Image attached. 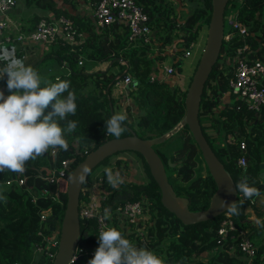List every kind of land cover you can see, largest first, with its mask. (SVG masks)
<instances>
[{
    "label": "trees",
    "instance_id": "16d2710c",
    "mask_svg": "<svg viewBox=\"0 0 264 264\" xmlns=\"http://www.w3.org/2000/svg\"><path fill=\"white\" fill-rule=\"evenodd\" d=\"M135 1L143 7L148 17H151L152 11H155L157 16L163 17L164 24L166 27L168 26V29L176 27L178 40L176 46L180 50L172 55L174 61L171 66L175 68V72L179 73L180 61L176 58L188 48L191 42L196 41L200 28L204 25L207 26L210 0H199V5L194 6L190 13L185 16L183 22L178 25H175V19L169 17L167 7H160L163 0ZM23 4L27 7L32 6L48 10L54 16L63 15L69 19L78 32L86 33L85 40L76 46L51 45L47 49L42 48L41 53L36 46L31 45L32 43L23 46L17 42L3 43L1 47V49H14L15 56L37 72L40 70L37 66L38 63L42 64L46 59H54L61 65L65 63L66 73L59 76L45 75L41 79V87L55 83L57 80H69L71 81L70 90H73L77 97L76 114L74 116L69 115L64 121H61L62 128H66L69 120L77 122L73 132H65V139L69 144L67 151L53 148L54 157L49 160L48 152L52 149L49 148L46 153L41 155L42 157L26 162V170L23 173L8 170L0 172V184L11 179L25 178V183L22 186L13 185L7 190H0V264H50L42 257H36L33 253V248L40 244V237L37 235L39 228V213L37 211L41 209L46 214L45 219L48 222L54 219V223H57L58 226L65 203L66 184L63 182L64 179L60 178L56 182L59 183V187L55 192L42 193L39 189L44 187L42 182L50 189H55L56 183L50 184L40 176L45 177L50 168L59 166L61 160L67 159L72 168L96 146L108 139L116 138L107 134L105 122L114 114L111 110L113 102L109 98L110 88L124 75H128L134 83L133 88L127 92V96L138 111V121L136 130L126 121L124 124L126 131L121 137L129 135V130H132L137 137L145 140L160 138L170 133L183 119L185 90L181 91L175 86L169 87L167 84L157 81L150 82L149 76L155 74L152 65L153 59L145 56V49L137 51L133 49V46H129L130 49L123 53L122 57L126 62L124 73L122 70L125 66L121 65V70L116 75H112L108 80L103 78L97 82H92V89L88 90L89 81L87 78L90 75L85 72L81 64H77V57L82 55L94 61L107 60L109 58V51L107 50H113L115 54L117 50H122L127 43V28L122 24H116L98 29L88 19L67 14L56 8L52 0H23ZM230 6L236 13V19L245 26L247 35L241 38L234 33L227 40H222L218 55L219 61L217 59L212 67L199 101L198 123L207 144L230 178L233 188L244 176H247L249 184L259 189L264 196V184H259L256 179L258 165L264 152V106H261L258 111L248 110L242 101L228 93L227 88V83L232 78V58L235 50L242 43L248 44L252 59L259 60L264 64V0H232ZM224 15H226L225 11ZM159 19L156 18L155 21L158 22ZM36 23L37 17H32L29 19L28 26L21 27V29H31ZM116 28H119V32L110 34L111 41L106 47L107 34ZM226 31L223 35H226L230 28ZM169 41V34L166 33L162 37V42L169 43ZM28 50L29 52H27ZM4 66L5 63L0 61V74L3 73ZM94 75L99 76L100 74L94 73ZM6 81L7 74L5 73L0 78V88L3 87L4 90H7V96L10 92L7 89ZM262 82L264 84V80ZM208 88L209 95L207 96L206 90ZM84 90L86 91L84 92ZM226 92L232 97L231 101L219 108L218 97ZM51 103H55V101ZM51 103L44 110L45 115L52 111ZM206 123L208 124L206 125ZM209 128L214 129L215 139L221 141L223 145L220 146L219 143L214 144L215 147L211 145L213 138H210L207 133ZM172 136L178 138L179 145L169 155L157 149L156 146L153 148L162 161L167 181L174 194L187 199L189 211L203 210L209 204V199L215 191V184L209 176L186 126L183 125L178 128L172 133ZM239 142H244L246 149V167L244 169L237 165V160L242 155L237 146ZM134 154L141 161L143 171L148 177L147 180L132 183L127 178V173L123 176L122 164L125 162L115 159L113 164L107 165L101 172L102 188L108 194V201L115 200L118 204L140 198H145L148 201V213L152 223L149 225L146 236L150 235L148 242L151 251L160 257L164 264H190L189 261L200 253L217 249L215 231L224 213L206 222L182 225L162 207L159 202V190L150 177L144 159L138 153ZM167 160L174 165L169 166ZM199 164L204 166V176L196 175ZM106 168H111L114 173L120 171L119 175L122 182L117 187H113L109 183L104 171ZM139 174L142 175L141 172ZM238 192L239 190H235V195ZM32 197L36 198L35 202H32ZM80 198L83 196L79 195ZM251 199L245 198L244 201L235 199L239 209L238 215L225 212L230 215L236 227H248L244 210L250 205ZM255 214L260 217L259 211H256ZM260 221L264 225V221L261 219ZM41 224L42 226L46 225L44 222ZM80 224L86 229L92 225L91 221ZM116 228L120 230L118 227ZM120 231L125 238L133 243L131 234H124L122 230ZM262 232H264V226L257 225V229L251 233L259 245L252 264H264V242L256 238ZM98 237V233L89 239L81 237L78 246L94 252L98 247ZM228 244L229 241L226 240L214 255L209 256L207 264H239L236 253H228ZM92 257L93 255L88 254L80 255L71 264H88V260ZM195 264L200 263L196 260Z\"/></svg>",
    "mask_w": 264,
    "mask_h": 264
},
{
    "label": "built area",
    "instance_id": "2783aa9c",
    "mask_svg": "<svg viewBox=\"0 0 264 264\" xmlns=\"http://www.w3.org/2000/svg\"><path fill=\"white\" fill-rule=\"evenodd\" d=\"M13 6L14 0H0V49L3 43L13 42H17L21 46L34 43L40 45L43 49H47L51 45L67 44L76 46L81 43L83 39L81 33L63 15L40 17L33 28L29 30L18 29L7 16V12ZM92 16L98 29L124 24L127 28L126 44L128 46H134L135 44L147 45L149 43L151 33L149 17L143 7L135 0H94ZM225 18L228 21L230 31L223 35L224 40H227L234 33L241 38L247 35L245 26L236 19L234 11L229 15H225ZM194 45L195 42L189 44L184 52L185 56L189 55ZM250 54L251 50L247 43H242L237 47L232 58V78L228 81L227 88L231 96L245 104L246 109L258 111L261 106H264V84L262 82L264 80V64L259 60L252 59ZM77 64H81L78 57ZM61 66L66 69L65 63ZM172 72L173 69L170 66L163 67L160 78L162 79ZM155 80H159L156 75L149 76L150 82ZM119 81L123 85H129L133 88L134 83L128 75H124ZM206 95H209V88L206 90ZM178 125L181 126L180 123ZM207 133L210 138L216 136L214 129L209 128ZM237 146L242 154L237 160V165L239 168L244 169L246 167L245 144L239 142ZM71 169L67 159L61 160L58 167L50 168L49 173L45 177L40 176V178L50 184L56 183L60 178L66 180ZM102 170L88 178L89 185L96 186L97 194L90 192L87 182L82 184L79 195L83 198L78 199L77 203L79 223L91 221L92 225L96 226V233L98 234L107 227H118L124 234L132 235L135 246L151 250L148 242L150 235L146 236L149 225L152 223L148 213V201L145 198L128 200L121 204L108 201V194L102 188ZM24 183V177L11 179L0 184V190H7L13 185L19 187ZM235 196L239 201L245 200L241 192H238ZM35 201L36 198L32 197V202ZM106 209L110 215L108 219H105ZM37 213H39L37 235L40 237V244L33 248V253L34 255L38 253L37 256L35 255L36 257L40 256L51 263L58 243L59 225L57 226L54 223V219L48 222L45 219L46 214L41 209ZM42 222L46 225L42 226ZM49 225H52V231L49 230ZM226 240L229 241L228 253L235 252L239 264H252L259 245L251 236L250 228L236 227L228 213H224L215 231L217 249ZM87 254L93 255L94 252L87 251L77 244L69 264L73 263L80 255Z\"/></svg>",
    "mask_w": 264,
    "mask_h": 264
},
{
    "label": "clouds",
    "instance_id": "9594fccd",
    "mask_svg": "<svg viewBox=\"0 0 264 264\" xmlns=\"http://www.w3.org/2000/svg\"><path fill=\"white\" fill-rule=\"evenodd\" d=\"M0 61L5 63L0 78L7 74L6 86L10 92L5 97L0 91V172L23 173L26 162L43 155L49 148L68 150L65 132H73L77 122L69 120L66 128H62L61 121L76 114L77 97L70 90L69 80H57L41 87L38 72L17 58L14 49H0ZM50 103L52 111L45 115L44 110ZM126 121V111L113 114L105 122L107 134L121 137L126 131ZM104 171L113 187L122 182L119 173H114L111 168ZM89 175L90 168L85 164L69 177V182L77 185L86 183ZM232 190H239L246 199L260 195L259 189L249 184L247 176ZM217 206L230 214H239L236 202L227 204L218 200ZM108 218L110 215L106 209L105 219ZM257 225L264 226L260 220H257ZM88 264H164V261L153 251L135 246L117 228L107 227L100 232L98 247Z\"/></svg>",
    "mask_w": 264,
    "mask_h": 264
},
{
    "label": "water",
    "instance_id": "95a60500",
    "mask_svg": "<svg viewBox=\"0 0 264 264\" xmlns=\"http://www.w3.org/2000/svg\"><path fill=\"white\" fill-rule=\"evenodd\" d=\"M229 0H210V13L203 47L197 63L193 69L183 98V119L181 126L185 125L196 145L201 160L215 184V191L209 199L207 208L200 211H189L187 199L176 196L172 191L166 177L164 166L153 146L160 138L145 140L137 137L132 130L124 137L108 139L89 151L75 164L66 178L65 203L59 221L58 243L54 258L50 264H69L75 246L81 240L86 228H83L77 217V203L82 184H72L69 177L79 171L81 166L87 164L90 171L108 156L118 152L131 151L138 153L144 159L150 177L159 190V202L163 208L171 213L182 225H192L209 221L227 210L217 206L218 200L227 204L235 202L236 196L232 190L233 185L212 149L207 144L198 123V106L203 92L204 84L215 65L223 40L224 11ZM169 166V160H167ZM264 158L258 168L263 169ZM260 174H264L261 172ZM49 230H53L49 225Z\"/></svg>",
    "mask_w": 264,
    "mask_h": 264
},
{
    "label": "crops",
    "instance_id": "0c3cea01",
    "mask_svg": "<svg viewBox=\"0 0 264 264\" xmlns=\"http://www.w3.org/2000/svg\"><path fill=\"white\" fill-rule=\"evenodd\" d=\"M16 1V5L13 6L8 12L7 16L11 20L12 24L15 25L18 29H21V27H27L29 19L32 17H37V20L40 17H47V16H54L52 15L48 10L40 9L38 7H27L23 4V0H14ZM55 4V7L58 9H61L67 14L71 15H76L79 17H83L85 19H88L93 26L94 24V19L92 16V4L94 0H52ZM175 1L172 2L174 4ZM177 3V2H176ZM183 1L178 2L177 7H174V10L176 12H186V9L184 7ZM15 4V3H14ZM163 4V3H162ZM161 4V5H162ZM166 4V3H165ZM164 4V6H165ZM196 6V5H195ZM161 9V8H160ZM159 9V10H160ZM153 15L149 17V24L151 27V33H150V40L149 44L147 45H140V44H135L133 46V49H136L137 51H140L141 49H145V56L153 59V69L155 70V74L159 80H155L158 83H165L169 87H177L181 91L185 90L188 84V81L191 77V74L193 72V68L198 60L200 51L202 48H200V42L201 40V34L200 31H198V36L195 41L194 47L190 50V53L188 56L184 55L185 50L182 51V54L176 58V60L180 61V71L179 73L175 72V68L171 66L172 62V55L177 51L180 50L176 46L178 43L177 40V32L176 29L174 30L173 27L169 31H167L165 28L164 24V19L162 16H157L155 11H152ZM178 14V13H177ZM170 17V16H169ZM156 18H160L158 22L155 21ZM171 18V17H170ZM172 19H175L176 24H181L183 20L179 21L178 16L176 17L172 16ZM124 26V24H122ZM168 27V26H167ZM29 30V29H25ZM96 30V29H95ZM119 28H116L115 30H110L109 33L107 34L106 37V47L108 46L109 42L111 41V36L110 34L112 33H118ZM83 39L81 43L85 40L86 38V33L80 32ZM168 33L170 37V41L168 42H162V37ZM29 45V44H28ZM31 45H34L38 48L39 53H41V46L38 44L32 43ZM129 46L125 44L123 46L122 50H117V52L114 54L113 50H107L109 51V58L107 60L103 61H94L92 59H87L85 56L79 55L78 59L81 61L82 67L85 69V72L88 73L90 76L87 78L89 83H88V90L92 89V82H97L101 79L108 80L112 75H116L120 70L121 67L125 66L123 68V71L126 70V62L123 60V53L127 51ZM29 52V50L27 51ZM48 61H55L54 59H46L45 63L43 62L42 64L39 62L38 67L41 69L45 65L48 67V73L47 75H52V76H59L60 74L57 73H50V70L52 66L48 64ZM112 64H114L112 66ZM122 65V66H121ZM170 66L173 69V72L164 77L160 78V74L162 73L163 67H168ZM63 68V67H62ZM66 73V69L63 68ZM94 73H99V76L94 75ZM154 73V72H153ZM115 79L117 78L116 76L114 77ZM91 81V82H90ZM153 82V81H152ZM115 84H117L115 86ZM112 85L110 88V99L112 100L113 104L111 106V109H115V107L118 109L119 112L126 111L127 112V121L128 123L132 124L134 122L137 123L138 121V111L136 108L133 106V103L131 99L127 96V92L132 89L129 85H123L119 80ZM118 87V88H117ZM86 88V90H87ZM1 89H4L1 87ZM84 90V92L86 91ZM115 94L121 95L122 97L115 96ZM108 98V99H109ZM231 98L228 93H223L221 96L218 97V103H219V108L222 107L224 104H227L228 102L231 101ZM114 112V111H113ZM131 119V120H130ZM133 128V127H132ZM219 145H223L222 142L218 141ZM124 153V152H123ZM51 154V158L53 159L54 157V149H50L48 156ZM126 154H128L126 152ZM123 155V154H119ZM264 158V152L262 154V159ZM137 164L136 162H133L132 165L135 166ZM261 172H264V167L263 169L257 170V177H260L258 179L259 184H264V180L261 178L264 176V174H260ZM139 173V171H138ZM142 176L143 173H142ZM147 179H143L142 182H145ZM92 188L89 187V190L92 194H97L96 186H91ZM264 196L260 193L259 196L252 197L250 200V205H248L245 210L244 214L246 217V223L248 224V228H250L251 233L253 230L257 229V220H263L264 221ZM259 211L260 217H258L255 212ZM257 239H261L262 242H264V232H262ZM217 249L214 250L213 253H210L211 255H214L216 253ZM209 255V256H211Z\"/></svg>",
    "mask_w": 264,
    "mask_h": 264
},
{
    "label": "rangeland",
    "instance_id": "374dc122",
    "mask_svg": "<svg viewBox=\"0 0 264 264\" xmlns=\"http://www.w3.org/2000/svg\"><path fill=\"white\" fill-rule=\"evenodd\" d=\"M175 1L174 4H172V2ZM185 2L184 3V7L186 9V12H176L174 10V7H177V3L178 2ZM140 2V1H139ZM177 2V3H176ZM228 5L225 9V14L226 15H229L230 13L233 12L232 10V7L230 6V4L232 3V0L228 1ZM14 6L17 4L16 1H14ZM141 3V2H140ZM166 3V4H165ZM164 4L165 6L167 7V10L169 11V16L172 18V16L176 17V15L178 16V20L181 21L185 18L186 15H188L190 13V11L193 9V7L195 5H199V0H192V1H189V0H163V4L160 6V7H164ZM178 13V14H177ZM167 31H169L170 29H168L167 27L165 28ZM176 28H174L175 30ZM229 29V24H228V21L227 19H223V33H225V31L227 30L228 31ZM200 34H201V42H200V48L203 47V44H204V40H205V35H206V31H207V26L204 25L200 28ZM226 31V32H227ZM150 43V42H149ZM148 43V44H149ZM218 59V58H217ZM219 61V59H218ZM45 63V62H44ZM48 64L50 66H52L51 70H50V73L54 74V73H57V74H65V70L62 68L61 64L56 62V61H48ZM48 66V65H47ZM46 65L41 68L38 72V74L40 75L41 79L47 75L46 73H48V67ZM1 72V70H0ZM117 84H115L116 86ZM118 88V87H117ZM0 91H3L5 97H6V93H7V90H4V89H1L0 88ZM115 96H118V97H122L121 95H118V94H115ZM112 110V109H111ZM114 111V114L116 113H120L118 111V109L115 107V109H113ZM131 120V119H130ZM206 122V121H205ZM131 126L133 127L134 130H136V122L132 123ZM181 126L177 125L170 133L168 134H165L160 140H158V143H156L154 146H156L157 149H160L163 153H165L166 155H169L170 152L177 148L178 145H179V140L178 138H176L175 136H172V133H174L178 128H180ZM174 137V138H173ZM173 138V139H172ZM165 139V141H164ZM213 140V141H212ZM211 140V145L213 147H215L214 144H218V141L213 138ZM49 153V152H48ZM128 154H126V152L124 151L123 152H118L116 154H114L113 156H108L106 157L104 160H102L100 163H98L96 166L93 167V169L90 171V175L88 176V178H90L91 176H94L96 173H98L100 170H102L103 168H105L107 165H110V164H113L114 162V159L115 157L117 158L116 160H122L124 162H128L127 165L125 164H122V171H123V176L125 175V173H127V178H129L131 180L132 183H140L142 182L143 179H147V175H146V172L143 171V168L141 166V161L139 160V158L134 154V153H131V152H127ZM119 154H123V155H119ZM39 157H42V156H39ZM38 157V158H39ZM37 158V159H38ZM48 159L50 160L51 159V154L48 156ZM49 162V161H48ZM133 162H136L137 164L132 165ZM46 169V168H45ZM45 169L43 170L45 172ZM139 170V172L143 173L144 176H142L141 174L137 173V171ZM48 172V171H47ZM117 173L120 174V171H118ZM44 175H46V173H44ZM196 175L197 176H204L205 175V170H204V166L203 165H198L197 166V169H196ZM120 176V175H119ZM88 178H87V185L92 188L89 183H88ZM260 177H257L256 176V179L258 180ZM263 180H264V176L261 177ZM128 180V181H130ZM63 182H65L66 184V180H63ZM43 186L44 187H40V191L43 192V193H51V192H55L58 187H59V183H56L55 184V189H50V188H47L48 186L42 182ZM53 190V191H51ZM29 192V191H28ZM55 194V193H54ZM113 202H116L115 200ZM57 225V223H56ZM96 233V226L95 225H91L89 227H87L86 229V232L85 234L82 236L84 239H89L92 235H94ZM214 252V249L211 251V252H202L200 253L198 256L194 257L193 259H191L189 261L190 264H195L196 260L199 261L200 264H207L208 263V258H209V255H211L210 253H213ZM36 256L38 255L35 254Z\"/></svg>",
    "mask_w": 264,
    "mask_h": 264
},
{
    "label": "flooded vegetation",
    "instance_id": "af4514ba",
    "mask_svg": "<svg viewBox=\"0 0 264 264\" xmlns=\"http://www.w3.org/2000/svg\"><path fill=\"white\" fill-rule=\"evenodd\" d=\"M154 147V146H153ZM125 152H131V151H125ZM131 153H133V152H131ZM115 159H117L116 157H115ZM114 159V160H115ZM114 162V161H113ZM128 164V162H125V165H127Z\"/></svg>",
    "mask_w": 264,
    "mask_h": 264
}]
</instances>
